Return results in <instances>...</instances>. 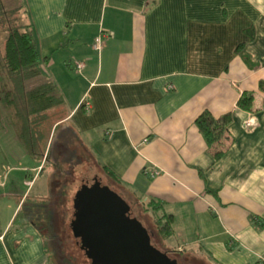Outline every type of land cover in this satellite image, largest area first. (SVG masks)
<instances>
[{"label":"crops","instance_id":"1","mask_svg":"<svg viewBox=\"0 0 264 264\" xmlns=\"http://www.w3.org/2000/svg\"><path fill=\"white\" fill-rule=\"evenodd\" d=\"M21 1L64 124L126 202H154L150 219L171 218L176 245L165 251L264 264V0ZM243 94L254 95L251 111ZM204 113L232 117L212 149L196 125ZM16 155L8 177L0 163V264H55L43 229H56L67 200L52 197L46 159L6 156ZM29 201L46 205L50 226L16 224Z\"/></svg>","mask_w":264,"mask_h":264},{"label":"trees","instance_id":"2","mask_svg":"<svg viewBox=\"0 0 264 264\" xmlns=\"http://www.w3.org/2000/svg\"><path fill=\"white\" fill-rule=\"evenodd\" d=\"M21 3V0H0V125H4L5 119L29 156L38 161L46 159L53 168L50 179L52 197L60 196L67 200L70 183L66 175L69 174H65L63 167L74 160H79L76 163L78 166L81 163L76 158L77 154L70 151L73 148L70 138L66 135L65 142H60V136L58 139L61 121L51 124L53 112L64 108L65 103L55 83L43 75L44 60L40 56L33 29L22 22ZM261 89L264 90L262 84ZM253 101V94H243L238 105L243 110L251 111ZM231 121L230 115L216 120L209 113H204L196 121L209 149L228 140ZM66 130L71 132L72 140L84 149L72 129L67 127ZM224 154L225 149H221L213 155L215 160H220ZM103 170L115 178L113 173ZM150 206L152 208H148ZM46 209L44 203L29 201L23 206L16 224H35L38 227L43 221L50 226V214ZM151 210H157L154 202L143 208L144 212ZM166 221L167 225L160 227V231L158 229L161 241L171 235V218ZM150 235L153 241V235ZM45 239L48 248L47 235Z\"/></svg>","mask_w":264,"mask_h":264},{"label":"water","instance_id":"3","mask_svg":"<svg viewBox=\"0 0 264 264\" xmlns=\"http://www.w3.org/2000/svg\"><path fill=\"white\" fill-rule=\"evenodd\" d=\"M70 230L92 264H179L152 245L149 231L131 215L129 204L95 179L73 200Z\"/></svg>","mask_w":264,"mask_h":264},{"label":"rangeland","instance_id":"4","mask_svg":"<svg viewBox=\"0 0 264 264\" xmlns=\"http://www.w3.org/2000/svg\"><path fill=\"white\" fill-rule=\"evenodd\" d=\"M21 6H22V3H21ZM20 16L22 19L23 7L21 9ZM52 115H53V121H52L53 123L51 122L52 125L61 121L60 126L62 127L61 128L62 130L60 129L58 131L59 132L58 139L60 136V139H59L60 142H65L66 135L67 137L70 138V141H71L70 146L71 147L73 146V148H71L70 151H73L77 154L76 158L80 159L79 163H81V165L78 166L76 164L79 160H74L72 164H69L63 167L65 174H69L66 176H67L68 182L70 183L69 193H68L67 201L65 205L66 213L63 212L62 209H60L61 210V212H59L60 217L57 221H55L56 229L51 230V232L54 234H49L51 233L50 230H46L45 228L43 230L45 233L48 234L47 235L48 250L55 264H92L91 261L86 258L84 252H82V250H80L77 247L76 241L69 227L70 224L68 225V223H71L70 219L73 216V212H74L73 200H74L75 194L78 191V189L83 185L84 182H90V184H92L95 179H98L101 181L103 186L110 188L112 191L117 193L123 199L125 197H124V194L107 177L108 174L103 173L102 171L98 170L95 167V163L91 155H88L79 145L76 144L77 142L75 143L74 140H72V137L70 134L71 132L69 133L68 130H66L67 126L64 124V120L66 118L65 108H60L54 111ZM3 123L4 125L6 124L5 119L3 120ZM0 128L2 130L0 133V163L4 164V166L7 168L6 172L3 175L4 176L7 175L8 177V173L9 172H10L9 174L12 173V171L10 170L14 167H17L19 165V162H22V161L18 155L11 156L12 158L6 155L11 154L13 152L16 154L20 153L24 155V149L22 148V145L19 141L17 140L15 141V134H14L12 127L6 128V129L2 127ZM24 191H26V189L23 188L22 192ZM58 197L61 198L60 196ZM124 200L126 201V199ZM130 202L131 203H128V202L127 203L129 204L131 208V213H132L131 216L133 218L138 219L145 226V228L149 231V233L153 235L152 245L157 246V249H159L161 252H166L165 246L168 248H173L176 245V240L174 238L169 240V238H171L169 237L167 239V244L163 246L160 236L158 234V229L160 231V227L164 228L167 225L166 219H163V218H160L154 215H151V219H150L148 215L150 212H144L143 208L140 205H136L132 201ZM148 208H152V207L150 206ZM7 211L4 212L5 213L4 216L8 215L9 211L8 212ZM64 216H65L66 221L64 220ZM0 223H3L2 219H0ZM172 257L173 259L177 260L179 264H207L197 254L188 253V255H181V256L173 254L171 255V258Z\"/></svg>","mask_w":264,"mask_h":264},{"label":"built area","instance_id":"5","mask_svg":"<svg viewBox=\"0 0 264 264\" xmlns=\"http://www.w3.org/2000/svg\"><path fill=\"white\" fill-rule=\"evenodd\" d=\"M104 38H110V36L102 34V35H100L99 37H97L95 39V44H94V49L95 50H100V48L102 47V43H103ZM74 66H75V69L78 72H81L84 69V67H85V65L83 63H79V62L74 63ZM87 108H89L88 105H87ZM245 127L248 130H252V128H253L251 123H245ZM159 175H160L159 172H155V173L152 174L153 177H156V176H159Z\"/></svg>","mask_w":264,"mask_h":264},{"label":"flooded vegetation","instance_id":"6","mask_svg":"<svg viewBox=\"0 0 264 264\" xmlns=\"http://www.w3.org/2000/svg\"><path fill=\"white\" fill-rule=\"evenodd\" d=\"M169 256L171 257V255L169 254ZM173 258V257H172Z\"/></svg>","mask_w":264,"mask_h":264}]
</instances>
